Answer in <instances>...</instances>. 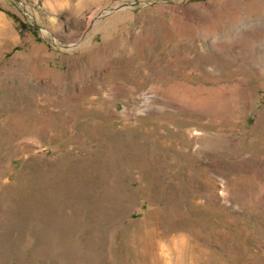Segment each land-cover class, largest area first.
Returning a JSON list of instances; mask_svg holds the SVG:
<instances>
[{
  "label": "rangeland",
  "instance_id": "374dc122",
  "mask_svg": "<svg viewBox=\"0 0 264 264\" xmlns=\"http://www.w3.org/2000/svg\"><path fill=\"white\" fill-rule=\"evenodd\" d=\"M0 264H264V0H0Z\"/></svg>",
  "mask_w": 264,
  "mask_h": 264
},
{
  "label": "bare ground",
  "instance_id": "6f19581e",
  "mask_svg": "<svg viewBox=\"0 0 264 264\" xmlns=\"http://www.w3.org/2000/svg\"><path fill=\"white\" fill-rule=\"evenodd\" d=\"M133 243V242H132Z\"/></svg>",
  "mask_w": 264,
  "mask_h": 264
}]
</instances>
